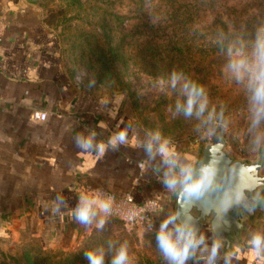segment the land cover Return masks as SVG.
Returning <instances> with one entry per match:
<instances>
[{
    "label": "crops",
    "instance_id": "1",
    "mask_svg": "<svg viewBox=\"0 0 264 264\" xmlns=\"http://www.w3.org/2000/svg\"><path fill=\"white\" fill-rule=\"evenodd\" d=\"M0 23V238H15L33 222L45 246L69 247L90 227L77 224L69 209L61 207L62 214L54 215L52 201L61 194L75 207L86 186L100 185L118 195L131 192L139 203L158 199V211L149 223L158 228L175 212L178 192L160 183L159 157L148 167L139 166L146 157L135 143L143 138L144 127L132 104L75 86L64 66L60 40L36 7L0 0ZM34 109L49 111V116L36 120ZM125 124L134 129L130 144L109 150L102 159L75 145L79 133L87 136L96 129V139L106 140ZM174 143L183 159L198 164L199 150L190 152L186 144ZM233 254L232 264H264V256L248 248L237 247Z\"/></svg>",
    "mask_w": 264,
    "mask_h": 264
},
{
    "label": "rangeland",
    "instance_id": "2",
    "mask_svg": "<svg viewBox=\"0 0 264 264\" xmlns=\"http://www.w3.org/2000/svg\"><path fill=\"white\" fill-rule=\"evenodd\" d=\"M21 1L39 9L52 31L57 34L64 66L75 86L103 98L123 94L122 101L132 104L144 129L159 128L173 142L186 144L190 152L199 150L198 154L202 153L207 143L217 142L221 136L227 138V149L230 153L241 158L255 157L260 146L264 145V140L256 145L249 132L248 93L244 85L238 84L223 71L228 46L210 56L204 68L199 64L200 55L187 60L182 67L186 74L205 85L208 90L209 106L215 107L218 118V123L213 125L214 134H207V125L197 131V121L194 118L186 120L182 115L173 118L172 113L167 110L169 105L174 104L176 93L159 92L155 78L166 77L171 72V65L169 62L164 65L161 62L156 63L152 58L144 61L141 46L142 43L150 45V55L156 56L158 52L155 50L154 41L169 43L172 38L174 27L169 25L165 30H157L161 25L159 21L165 24L168 0ZM213 1L215 7L208 4L205 10L194 17V25L190 26L192 29L185 31L186 35H190L186 41L192 42L190 44L195 47L194 51L198 47L202 48L204 40L213 37L212 25L215 19L225 21L235 33L240 30H237L234 21L238 23L251 13L256 16L252 21L256 29L263 21L257 7L249 4L253 0ZM234 7H237L236 13H232ZM218 23L216 22L218 28L214 27L216 31H219ZM167 24L168 21L165 26ZM221 27L223 28L222 25ZM180 46L183 47L184 44ZM161 53L165 54L164 51ZM221 111L222 118L219 117ZM225 124L227 130L223 126ZM38 233L39 227L31 222L21 228L17 237L0 238V264H34L43 258L42 264H52L56 259L48 256L51 253L58 254L63 259L70 253L77 252L81 246L94 249L106 245L109 239L117 246L120 242L128 241L134 264H167L156 246L155 229L127 227L117 218H109L103 231L97 230L95 225L90 227L85 235L69 247L43 246ZM200 255L198 252L188 264H198L201 261Z\"/></svg>",
    "mask_w": 264,
    "mask_h": 264
},
{
    "label": "clouds",
    "instance_id": "3",
    "mask_svg": "<svg viewBox=\"0 0 264 264\" xmlns=\"http://www.w3.org/2000/svg\"><path fill=\"white\" fill-rule=\"evenodd\" d=\"M223 71L234 79L238 84L244 85L249 104V132L253 136V142L259 145L264 140V24L259 25L255 37L251 41L243 39L231 42L227 48V61ZM159 85L158 91L170 94L176 93L174 104L168 106V111L173 118L182 115L186 120L195 119L196 130L199 131L207 125L208 135H213L218 123L217 113L214 106L210 107L209 93L205 85L190 77L183 69L173 68L167 76L155 78ZM141 94L144 93L141 91ZM124 98L123 94L117 96L115 103ZM103 105L107 100L101 101ZM174 109V110H173ZM223 117V112L219 114ZM227 130V125H223ZM134 129L125 124L119 131L113 132L106 140H97L99 133L96 129L89 131L87 136L79 133L75 137L76 147L83 151L96 154L103 158L106 153L118 151L122 146L130 144V132ZM135 146L143 149L146 160L144 166L159 157V164L163 173L158 177L160 183L168 191L183 192L185 196L194 193H205L217 182L218 166L214 160L201 161L199 166L194 162L182 158L181 153L176 150V144L171 137L165 136L159 128L155 130L145 128L143 138L137 139ZM257 186L236 188L229 192L223 199L225 211L233 203L246 199L245 193L255 191ZM255 199V198H254ZM52 213L62 214L61 207L69 209L74 221L89 228L95 225L99 231H103L110 217L116 212V197L114 194L102 188L91 189L77 199L75 207L69 206L68 198L57 194L52 201ZM255 204L250 209L254 210ZM135 212H130L128 220L135 218ZM155 229L156 246L167 264H188V261L200 252V259L204 264H217L218 259H223V264H232L233 253L220 256V249L224 246L223 239L213 235L211 244L208 235L200 231L189 215L181 219L179 211L170 212L159 223V227L149 225V229ZM214 230L209 228V232ZM250 248L257 257L264 256V232H255L249 240ZM206 253V255H204ZM110 257V259H108ZM88 264H134L130 255L128 241L120 242L117 246L111 239L106 245L97 246L85 252Z\"/></svg>",
    "mask_w": 264,
    "mask_h": 264
},
{
    "label": "water",
    "instance_id": "4",
    "mask_svg": "<svg viewBox=\"0 0 264 264\" xmlns=\"http://www.w3.org/2000/svg\"><path fill=\"white\" fill-rule=\"evenodd\" d=\"M227 138L221 136L217 142L207 143L202 150L201 161L214 160L218 166L216 184L205 193L185 196L178 192L175 211L181 213V219L189 215L200 230L211 228L208 243L213 235L223 239L220 251L234 253L236 248L251 249L249 240L255 232L264 230V145L260 146L253 158H241L227 149ZM256 190L245 193L246 199L233 203L225 211L224 197L236 188L257 186ZM255 198V199H254ZM255 204L254 210L250 207Z\"/></svg>",
    "mask_w": 264,
    "mask_h": 264
},
{
    "label": "trees",
    "instance_id": "5",
    "mask_svg": "<svg viewBox=\"0 0 264 264\" xmlns=\"http://www.w3.org/2000/svg\"><path fill=\"white\" fill-rule=\"evenodd\" d=\"M214 3L215 2L213 0H183L181 2L179 0H168L166 11L167 16H165L164 18L165 24L167 21L168 24L165 26L163 22L159 21V24L161 25L157 28V30H165L167 27H169V25L174 27L172 38L169 39V43H159L158 41H154L155 50L156 52H158L156 56L150 55L149 49L152 48L150 47V45L142 43L141 54L143 56V60L146 61L148 58H152L156 60V63L161 62L163 65L165 64V62H169L171 65L170 70L172 71L173 68L184 69L182 67L185 66L187 60L193 59L196 56L198 57V55H200L199 64H201L204 68L205 66H207L205 64L207 62V59L210 56L226 49L229 42H235L241 39L245 41H251L252 39H254L256 27H254L255 25L252 24V21L256 19L255 14H249L246 19H240L238 23L234 21V25H237L238 27L237 30H240L239 33L233 32L231 30V27H229V25L225 21H218V19H215V23H213L212 27L214 26L215 28H218L216 26V22H219L220 25L223 26V28H220L219 25V31H216L217 29L213 27V37L211 39L209 38L207 40H204L201 44L202 48L200 49V47H198L196 51H194L193 49L195 47H191L190 44L192 42L186 41L190 35H186L185 31L187 32L190 28L192 29V27L190 26L194 25L193 19L195 16L199 15V12L205 10L208 4H211L210 6L215 7ZM249 4L254 8L257 7L258 11L261 12L263 21L260 24H264V0H253L250 1ZM236 12L237 7H234L232 13ZM234 18L232 20H234ZM180 44H184V46L181 47ZM186 44H188V46H186ZM162 51H164V55L163 53H161ZM202 232H205L208 237L211 235L208 228ZM42 245L44 246L43 242ZM87 250L89 249H87L85 246H81V248L77 252L70 253L63 259L59 258L58 254L52 255L51 253L48 256L56 259L52 264H88V261L85 258V252ZM193 259H191V261ZM43 261L44 258L34 262V264H42Z\"/></svg>",
    "mask_w": 264,
    "mask_h": 264
},
{
    "label": "built area",
    "instance_id": "6",
    "mask_svg": "<svg viewBox=\"0 0 264 264\" xmlns=\"http://www.w3.org/2000/svg\"><path fill=\"white\" fill-rule=\"evenodd\" d=\"M4 34V26L0 23V41L3 38ZM49 116V111L42 109H34L32 112V117L36 120L44 121ZM139 166L143 169L144 163L139 162ZM102 188L105 191H108L115 195L116 197V212L110 218H117L123 221V223L127 227L135 228V227H149V223L154 216V214L158 211L159 208V200L152 199L145 203H139L136 201L134 195L131 192H128L124 195H118L116 192L112 191L111 188H107L105 186H86L83 189L84 192H87L91 189ZM130 212H135V218L131 221L128 220V215Z\"/></svg>",
    "mask_w": 264,
    "mask_h": 264
}]
</instances>
